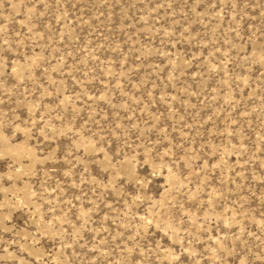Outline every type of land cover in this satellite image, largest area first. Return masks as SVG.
<instances>
[{"label": "rangeland", "instance_id": "374dc122", "mask_svg": "<svg viewBox=\"0 0 264 264\" xmlns=\"http://www.w3.org/2000/svg\"><path fill=\"white\" fill-rule=\"evenodd\" d=\"M0 264H264V0H0Z\"/></svg>", "mask_w": 264, "mask_h": 264}]
</instances>
